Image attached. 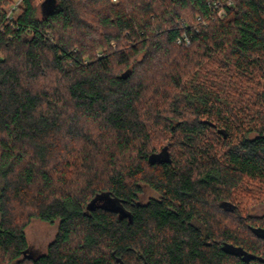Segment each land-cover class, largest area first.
I'll use <instances>...</instances> for the list:
<instances>
[{"label": "trees", "instance_id": "1", "mask_svg": "<svg viewBox=\"0 0 264 264\" xmlns=\"http://www.w3.org/2000/svg\"><path fill=\"white\" fill-rule=\"evenodd\" d=\"M44 1L0 0V264H264V0Z\"/></svg>", "mask_w": 264, "mask_h": 264}, {"label": "rangeland", "instance_id": "2", "mask_svg": "<svg viewBox=\"0 0 264 264\" xmlns=\"http://www.w3.org/2000/svg\"><path fill=\"white\" fill-rule=\"evenodd\" d=\"M221 11V12H220ZM219 12L222 13L223 10ZM17 15V13H16ZM101 199H96L93 202V206L95 205H106L113 207H120L121 203L120 200L116 197L113 198L112 195L105 193ZM158 196L157 192L149 187H144V190L140 192L139 198L141 201H146L152 197ZM111 202V203H109ZM250 214L252 215H263L264 214V201L256 202L249 209ZM58 230V220L54 221H45L40 218H33L29 225L26 228V233L29 240V248L28 251L33 256H39L46 252L49 243L55 238V235Z\"/></svg>", "mask_w": 264, "mask_h": 264}, {"label": "water", "instance_id": "3", "mask_svg": "<svg viewBox=\"0 0 264 264\" xmlns=\"http://www.w3.org/2000/svg\"><path fill=\"white\" fill-rule=\"evenodd\" d=\"M55 4V0H45L44 2H43V4H42V9L43 10H46V11H49L52 7H53V5ZM218 131L220 132V133H223L224 134V136H227V133L225 132V129H222V128H220V129H218ZM165 152V151H164ZM165 158V154L163 153V151L161 152V153H157L156 155H153L152 157H151V162L152 163H155L156 162V160H162V159H164ZM106 194H108V193H105V196H106ZM103 195H99V196H97L93 201H92V203H91V205L93 206V202L96 200V199H101V197H102ZM109 203H111V202H109ZM112 204V203H111ZM111 204L109 205V207H113V206H111ZM113 208H117V207H113ZM121 211H123V209L121 208V206L120 207H118ZM251 229L258 235V236H260V237H264V227L263 226H251Z\"/></svg>", "mask_w": 264, "mask_h": 264}, {"label": "built area", "instance_id": "4", "mask_svg": "<svg viewBox=\"0 0 264 264\" xmlns=\"http://www.w3.org/2000/svg\"><path fill=\"white\" fill-rule=\"evenodd\" d=\"M23 2V0H13L12 4L8 8L7 17L11 18L14 16L15 12L19 9V5ZM187 43H189V39L185 37Z\"/></svg>", "mask_w": 264, "mask_h": 264}]
</instances>
